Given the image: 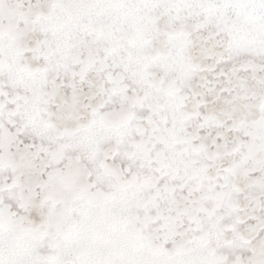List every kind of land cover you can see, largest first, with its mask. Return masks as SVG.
I'll return each instance as SVG.
<instances>
[{
    "label": "snow or ice",
    "instance_id": "1",
    "mask_svg": "<svg viewBox=\"0 0 264 264\" xmlns=\"http://www.w3.org/2000/svg\"><path fill=\"white\" fill-rule=\"evenodd\" d=\"M0 264H264V0H0Z\"/></svg>",
    "mask_w": 264,
    "mask_h": 264
}]
</instances>
